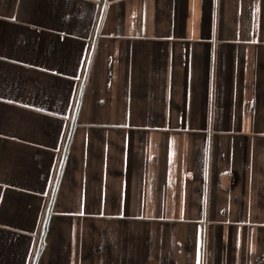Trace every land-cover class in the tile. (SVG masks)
Segmentation results:
<instances>
[{"label": "crops", "instance_id": "1", "mask_svg": "<svg viewBox=\"0 0 264 264\" xmlns=\"http://www.w3.org/2000/svg\"><path fill=\"white\" fill-rule=\"evenodd\" d=\"M0 264H264V0H0Z\"/></svg>", "mask_w": 264, "mask_h": 264}]
</instances>
